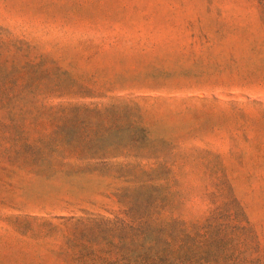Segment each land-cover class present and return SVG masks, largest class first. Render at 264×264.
Returning <instances> with one entry per match:
<instances>
[{
  "label": "rangeland",
  "instance_id": "obj_1",
  "mask_svg": "<svg viewBox=\"0 0 264 264\" xmlns=\"http://www.w3.org/2000/svg\"><path fill=\"white\" fill-rule=\"evenodd\" d=\"M128 201L264 264V0H0V264H99Z\"/></svg>",
  "mask_w": 264,
  "mask_h": 264
},
{
  "label": "trees",
  "instance_id": "obj_2",
  "mask_svg": "<svg viewBox=\"0 0 264 264\" xmlns=\"http://www.w3.org/2000/svg\"><path fill=\"white\" fill-rule=\"evenodd\" d=\"M130 165L141 167L142 172H145L139 162L125 164L126 167ZM122 212V217L116 215L112 218L76 219L82 224L91 223L103 227L102 234L108 247L96 250V261L99 260V264H237L226 258L221 260L217 257L198 255L196 250L209 249L207 241L200 245L193 241L186 243L181 242L174 234L166 233L168 223L178 220L162 219L161 208L154 211L148 204L135 205L128 201ZM152 229L156 230V235H152ZM256 261L260 262L258 258ZM251 263L255 261L251 260Z\"/></svg>",
  "mask_w": 264,
  "mask_h": 264
}]
</instances>
